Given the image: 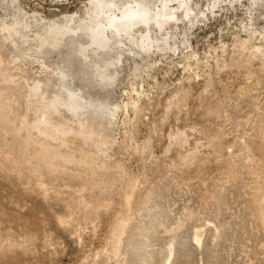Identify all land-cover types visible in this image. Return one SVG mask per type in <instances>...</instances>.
Returning a JSON list of instances; mask_svg holds the SVG:
<instances>
[{"label": "rangeland", "instance_id": "1", "mask_svg": "<svg viewBox=\"0 0 264 264\" xmlns=\"http://www.w3.org/2000/svg\"><path fill=\"white\" fill-rule=\"evenodd\" d=\"M190 5L161 30L108 31L105 51L93 0H0L6 124L97 157L42 161L0 139V264H264V0Z\"/></svg>", "mask_w": 264, "mask_h": 264}, {"label": "bare ground", "instance_id": "2", "mask_svg": "<svg viewBox=\"0 0 264 264\" xmlns=\"http://www.w3.org/2000/svg\"><path fill=\"white\" fill-rule=\"evenodd\" d=\"M96 4V9L94 11V15L95 17L100 18L102 15H107V17L109 18V21L107 22L106 25H104L101 21H98L95 25L92 23V21L90 20L91 25H94V28L91 29V46H95L98 48V50H109V46H111V38L108 36V34L110 33L111 30H115L117 32L118 35H121L122 33H125V36L127 37H131L132 34H130V32L135 28H137L139 25H142L145 28H149L150 23H154L159 30H161V28L163 27L164 24H166L168 21H178V17L176 16V12L177 10L181 7L184 9V11H186V13L190 12L192 10L191 7V1L193 0H153V4L154 6L150 8L149 5H143V4H135L136 2H139L138 0H93ZM195 1V0H194ZM141 2V1H140ZM177 4V7L173 8V4L175 3ZM198 2V1H197ZM194 3V2H192ZM150 4V3H149ZM159 4L160 7H158L157 5ZM175 4V5H176ZM196 4V3H195ZM186 17L187 14L185 15ZM95 20V19H92ZM68 21V20H67ZM107 21V20H106ZM64 25V24H63ZM153 25V24H152ZM65 26V25H64ZM64 34L66 35V33H68V31L70 30V26L67 27L66 29L64 28ZM141 26V27H142ZM62 27V26H61ZM60 27V28H61ZM140 27V26H139ZM57 28L56 30L60 29ZM90 28V27H89ZM78 29V28H77ZM61 30V29H60ZM72 31V30H71ZM109 31V32H108ZM62 32V31H61ZM108 32V34H107ZM49 34V33H48ZM70 35V33L68 34ZM67 35V36H68ZM52 41L54 42L55 46H59L60 43L62 42V35L59 34V32L54 31L53 33L50 34ZM89 36V35H88ZM116 36V35H115ZM66 37V36H64ZM63 37V38H64ZM51 38L49 37V39L51 40ZM116 38V37H115ZM114 38V39H115ZM120 38V37H119ZM122 38V37H121ZM125 38V37H124ZM123 39V38H122ZM46 40V39H45ZM121 40V39H120ZM127 40V39H126ZM144 40V44L149 42V44H151L152 42L150 41V37L148 34H146L143 37ZM64 41V40H63ZM46 42V41H45ZM119 42V41H118ZM122 42V40L120 41ZM42 43V42H41ZM51 43V42H50ZM63 43V42H62ZM53 45V46H54ZM123 45V44H122ZM52 46V47H53ZM56 48V47H55ZM83 48V47H82ZM87 48V46H86ZM8 49V48H7ZM84 49V48H83ZM78 50L80 55L82 56V58H86L87 54L84 50ZM95 49V48H93ZM5 50V45L3 43L0 42V66L3 64V55H4V51ZM87 50H91L90 48H87ZM97 53V50H95ZM94 51V52H95ZM101 52V51H100ZM84 61V60H83ZM119 62V60H118ZM115 64L113 63H109L106 64V67L104 68L103 71H107L106 73L108 74L110 68H112ZM105 73V74H106ZM110 75V74H109ZM65 77V76H64ZM111 79V78H110ZM11 90V89H10ZM38 90V87H36V91ZM10 92V91H9ZM1 93H0V99H1ZM4 97V95H3ZM57 98V97H56ZM10 100V99H9ZM40 100V99H39ZM54 100V99H53ZM3 101V100H2ZM1 102V101H0ZM9 103V101H8ZM5 104L2 105L0 104V139H2L3 137H11V142L13 143V147L14 144H20V146L22 145V149H24L23 154H25L26 152V156L28 155H35L38 157L40 156L42 158H49V157H59L61 160H66L68 162H78L79 164L84 163V165H91L92 163H95V160L97 159L96 155L94 154H90V153H83L82 157L77 158L75 156H71L69 154H59L56 153V149L53 146H49L48 144H46L45 142H41L39 140H37L33 135H31L30 130H29V126L27 124V122L25 120H21V124H13L15 125H20L18 128L9 124H6V120L8 117H10L13 114L12 108L10 103L9 104ZM48 111V110H47ZM50 114V113H48ZM51 115V114H50ZM11 120V119H10ZM8 120V121H10ZM12 121V120H11ZM60 121V120H59ZM64 122V121H63ZM9 123V122H8ZM65 123V122H64ZM43 126L51 131V132H57L59 134H61L63 136V140H67V138L71 137L73 141H75L76 139L82 138L83 139V135L85 134V132H83V130H75L73 128H70L69 126L67 127L62 123V122H54L52 120V118H46V120L43 122ZM73 126V125H72ZM98 126V125H97ZM78 127V126H77ZM95 127V126H94ZM91 129V130H90ZM90 136H93L95 133V128H90ZM21 131L26 132V136H24L23 138L19 135V133H21ZM42 132V131H41ZM88 133V132H87ZM42 135V134H41ZM68 135V137H67ZM107 136V135H106ZM105 136V138H106ZM5 137V138H6ZM104 138V137H103ZM102 139L103 142L106 141V139ZM9 139V138H8ZM7 139V140H8ZM5 141V140H4ZM6 143V142H5ZM7 145V144H6ZM11 145V143H10ZM7 147V146H6ZM24 147V148H23ZM1 152V150H0ZM192 154V153H191ZM21 155V154H20ZM21 157V156H20ZM19 158V157H18ZM36 158V157H35ZM40 158V159H41ZM190 158V157H189ZM192 158V157H191ZM20 159V158H19ZM34 159V158H33ZM32 159V162H34ZM50 159V158H49ZM53 159V158H52ZM8 160V159H7ZM6 160V161H7ZM14 160V159H13ZM27 160V159H26ZM31 160V159H29ZM37 160V159H36ZM182 160V159H181ZM25 160L23 159V161L21 162V164L24 162ZM41 161V162H42ZM52 161V160H51ZM50 161V162H51ZM27 162V161H26ZM29 162V161H28ZM39 162V161H38ZM48 162V161H47ZM55 162V161H54ZM60 162V161H59ZM63 162V161H62ZM99 162V161H98ZM187 162V161H186ZM7 164L11 165L14 162L11 160H8L6 162ZM19 163V162H18ZM53 163V161H52ZM65 163V162H64ZM67 163V162H66ZM65 163V164H66ZM29 164L31 165V163L29 162ZM35 164V163H34ZM57 164V163H56ZM60 164V163H59ZM57 164V165H59ZM184 164V163H183ZM23 165V164H22ZM29 165V167H30ZM33 165V164H32ZM31 165V166H32ZM39 165V163H38ZM41 165V164H40ZM39 165V166H40ZM45 165V163H44ZM26 166V165H25ZM28 166V164H27ZM49 166V165H48ZM60 166V165H59ZM33 167V166H32ZM42 167V166H41ZM51 167V166H50ZM57 167V166H56ZM84 167V166H83ZM101 167L103 169H106L107 166L102 162L101 163ZM31 168V167H30ZM29 168V170H30ZM45 168V167H44ZM49 168V167H48ZM47 168V170H48ZM54 168V167H52ZM90 168V167H89ZM32 169V168H31ZM38 169V168H37ZM39 169H41L39 167ZM46 169V168H45ZM55 169V168H54ZM87 169V168H86ZM33 170V169H32ZM31 170V171H32ZM50 170V168H49ZM56 170V169H55ZM107 170V169H106ZM30 171V172H31ZM36 171V170H35ZM40 171V170H39ZM37 171V172H39ZM42 171V172H41ZM40 171V173H43V169ZM53 171V170H51ZM50 171V172H51ZM57 171V170H56ZM55 171V172H56ZM35 174H38V173ZM48 172V171H46ZM54 172V173H55ZM101 172V171H100ZM45 173V172H44ZM43 173V174H44ZM91 173V172H90ZM93 173V172H92ZM32 174V173H31ZM34 174V175H35ZM40 176V174H39ZM39 176L38 179H39ZM36 177V176H35ZM90 177V176H89ZM92 178V177H91ZM37 179V180H38ZM96 179V178H95ZM40 181V179H39ZM101 181V180H100ZM99 181V182H100ZM98 182V184H99ZM103 183V181H101ZM119 182V181H118ZM101 183V184H102ZM97 184V185H98ZM100 184V186H101ZM106 184V183H104ZM104 184H102L104 186ZM113 183H111L112 186ZM42 185V184H41ZM40 185V186H41ZM110 185V184H109ZM96 186V184H95ZM99 186V185H98ZM107 187V185H106ZM95 188V187H94ZM93 188V189H94ZM97 188V186H96ZM110 188V187H109ZM88 207V206H87ZM128 214V213H127ZM126 214V215H127ZM127 217V216H125ZM125 219V218H124ZM128 220V219H127ZM196 244H200V240L198 239V237L195 239Z\"/></svg>", "mask_w": 264, "mask_h": 264}]
</instances>
